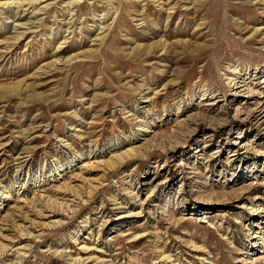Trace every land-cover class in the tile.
I'll return each instance as SVG.
<instances>
[{
    "label": "rangeland",
    "instance_id": "374dc122",
    "mask_svg": "<svg viewBox=\"0 0 264 264\" xmlns=\"http://www.w3.org/2000/svg\"><path fill=\"white\" fill-rule=\"evenodd\" d=\"M0 264H264V0H0Z\"/></svg>",
    "mask_w": 264,
    "mask_h": 264
}]
</instances>
